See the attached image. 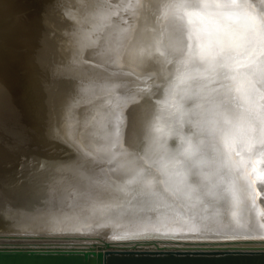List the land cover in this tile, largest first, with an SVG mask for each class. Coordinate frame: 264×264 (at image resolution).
<instances>
[{
    "label": "bare ground",
    "instance_id": "bare-ground-1",
    "mask_svg": "<svg viewBox=\"0 0 264 264\" xmlns=\"http://www.w3.org/2000/svg\"><path fill=\"white\" fill-rule=\"evenodd\" d=\"M4 1L0 7L3 18L0 33V140L9 139L0 145V162L6 156L9 165L2 168L0 164V190L8 187L6 182L16 189H23V184L35 178L32 172L40 158L37 154L41 152L39 137L46 138L51 133L39 127L37 120L28 126L20 117L27 114L29 101L33 100V107H37L41 97L45 103H51L52 114L59 116L56 121L62 120L60 116L68 117L69 126L63 128V132L72 144L70 148L77 154L83 151V156L86 153L91 157L93 164L97 165L94 168L104 173L101 177L103 183L112 182L123 193L130 188L142 190L130 200V203L134 202L130 205L137 208L136 212H124L121 225L140 231L159 225L168 211L165 204L183 206L188 215L197 218L213 216L219 211V218L228 223L224 209H214L208 201L220 194L217 180L223 170L217 173L210 157L213 145L219 150V134L226 127L225 116L231 119V109L225 105H230L232 98L224 87L225 82L217 75L192 71L200 66L198 45L207 44V30L212 31L210 25L204 26L195 20L192 24L187 23L185 12L198 10L190 7L194 0ZM195 2L247 3L264 11V0ZM181 4L184 7L178 8ZM106 30L114 36L110 41L106 34L103 35ZM223 39L226 44L227 39ZM259 52L257 48L244 62L255 59ZM260 59L264 61V55ZM63 69L68 74V82H53L55 71L62 72ZM107 69L115 74L108 75ZM124 71L132 73L133 78L125 76ZM242 71L249 72L259 81L264 74V64L255 73L251 69ZM90 74L95 76L99 87L84 82ZM127 80L135 87L125 89ZM69 84L74 94L67 88ZM256 86L264 90V85ZM242 87L246 92L251 90L247 78ZM6 88L11 92L9 90L3 98L1 94ZM12 89H16L15 102L18 105L13 103V106L19 109H12L7 101L10 94L14 95ZM76 95L83 96L82 100L75 101ZM251 99L258 100L259 94L252 93ZM163 102L166 104H161ZM14 110L19 111L15 113ZM157 110L164 117H170L168 122H172L162 126ZM31 111L32 114L37 112L33 113V108ZM139 112L142 113L139 120L142 131L151 130L153 135L151 144L148 141L146 150L140 149V152L134 151L130 142L134 115ZM13 114L19 115L14 129L10 126ZM189 141L194 148L190 160L184 155ZM236 150L239 151V147ZM231 155L233 159H239L235 152ZM70 159L67 162L69 167L76 170L75 173L80 172L82 164L75 162L80 156L74 154ZM245 159L248 165L244 179L250 178L254 188V207L248 211L259 212L258 217L250 215L249 219L253 224L257 220L264 224V176L261 175L264 160L255 154L251 159L245 154ZM25 177L28 179L23 182ZM112 183L108 185L114 187ZM164 190L171 193V197L164 195ZM81 195L83 192L78 190L71 194L77 199H81ZM17 204L19 200L14 205ZM83 207L84 204H78L75 209ZM93 222L90 220L85 225L77 222L67 231L85 232L84 229ZM170 226L186 227L182 224ZM94 230L103 236L112 235L105 226ZM219 232L233 233L231 228ZM19 234L22 235L19 236V252L3 253L6 255L0 256V264H97L99 249L85 248L84 245H53L55 242L66 244L75 238L59 227L37 222ZM146 236L154 235L140 237ZM260 241L264 240L256 239V242Z\"/></svg>",
    "mask_w": 264,
    "mask_h": 264
},
{
    "label": "water",
    "instance_id": "water-1",
    "mask_svg": "<svg viewBox=\"0 0 264 264\" xmlns=\"http://www.w3.org/2000/svg\"><path fill=\"white\" fill-rule=\"evenodd\" d=\"M5 2L4 0H0V7ZM2 22L3 18L0 14V33ZM198 32H201V30L198 29ZM207 32H211V29L207 30ZM105 34L109 41L110 38L114 37L107 30L103 35ZM0 35L2 36V34ZM107 70L105 72L108 75L115 74L112 70ZM64 71L65 69L62 72L55 71L53 82H58L59 84L67 83L69 78H67L68 74ZM123 73H125V76L128 75L133 78L132 73L126 71ZM93 75L95 74L93 73ZM93 75L90 74L84 82L92 83L99 87ZM92 77L93 81L91 80ZM119 84L121 85V83ZM126 84L125 89L135 87L129 80L126 81ZM67 88L72 92L73 88L71 84ZM9 90L11 92V89L7 90L6 88L1 97H6L9 94ZM12 90L14 91V95L10 94L7 101L10 102L9 104L12 109H19V107H16L18 105L15 102L17 97V94L15 95L16 89ZM70 91H68L69 95L71 94ZM72 93L74 94V92ZM42 96H45V93H42ZM82 98L83 96H77L75 101L82 100ZM13 103H16V106H13ZM27 104V114H23L20 117L21 122L32 126L31 124H34L35 120H37L39 127L46 128L51 134L47 135L46 138L44 136L39 137L40 143H38V146H41L39 150L41 152L37 153L40 158L37 167L32 172L35 174L34 180L31 179L23 184V189L21 187L16 189L13 184L6 182L8 187L4 191L2 188L0 190V203H2L0 204V256L6 255L3 253L19 252L17 251L19 249V236H22L19 232L23 233V231L32 227L34 223L41 222L43 225L59 227L65 234L75 235L74 239H69L71 242L66 244H61L63 242H52V244L54 243L53 245L60 247L62 245H71L73 247L84 245L83 247L85 248L99 249L97 264H264V241L256 242V239L244 238L229 239L227 237L235 235V233L219 232L220 230L218 229L214 231L201 230L196 233L181 232L175 236H164L151 231H145L143 236L145 234L154 236L127 240L111 239L112 235L117 232L140 231V229L132 226L121 225L120 222L124 212H136L135 209L137 208L130 205L134 203L133 201L130 203V200L133 199L131 198L132 196H136L134 194L139 195L140 192L142 193V190L130 188L124 190L123 193L114 183H103L101 177L104 176V173L94 168L95 165L91 157L86 153V157L83 156L81 153L83 151H79V154H77L75 150L70 148L72 144L63 132V128H67V125L69 126V123H67L68 117L66 115L60 116L62 120L56 121L59 119V116L52 114L53 108L51 103H45L44 98L41 97L37 107H33V100ZM161 104H166V102ZM32 108L33 113L37 111L35 114H32ZM14 111L17 113L19 110ZM140 114L142 113L139 112V114L134 115L135 121L132 125L133 131L131 132L132 137L130 139L132 149L138 152H140V149L146 150L148 147L146 144H148V141L151 144L153 137L151 130L142 131L139 121L142 115ZM157 114H159L158 110ZM159 115L158 121L162 126L169 125L172 122H168L170 117H164L163 114ZM27 117L33 119V122L28 120ZM11 121V128L14 125L17 126L19 115L13 114ZM7 126L8 123L6 124ZM54 128H57V131ZM8 139L9 137L0 140V145L6 143ZM7 145L8 143L4 145L5 149ZM74 154L80 156V160L78 159L75 162L82 164L81 168H83L77 173H75L76 170L74 171L69 167L70 164H67L68 161H71L70 158ZM0 164H2V168L8 167L9 163H7L6 156L3 157V162H0ZM26 179L28 178H22L23 182ZM111 183L116 187L108 185ZM73 190L83 192L81 199L71 196ZM124 199L125 201H123ZM18 200L19 204L14 205L15 201ZM78 204H84V207L81 210L75 209V206ZM222 211L225 213L224 210ZM88 212L90 213L87 214ZM90 220L94 222L84 229V231L86 230L85 232L74 233L67 231V228L77 222L80 225H85ZM98 220L99 223H97ZM249 224H251L249 225L250 228L254 225L251 221ZM104 226L108 228L107 231L112 233V235L103 236L104 234L93 232L95 228ZM20 228L21 230H19ZM184 235L201 237L186 238ZM202 236L211 238H203Z\"/></svg>",
    "mask_w": 264,
    "mask_h": 264
},
{
    "label": "snow or ice",
    "instance_id": "snow-or-ice-1",
    "mask_svg": "<svg viewBox=\"0 0 264 264\" xmlns=\"http://www.w3.org/2000/svg\"><path fill=\"white\" fill-rule=\"evenodd\" d=\"M183 8L184 5H178ZM190 7L194 11L185 12L187 23L192 24L198 21L201 25H211L212 31L208 33L207 44L198 45L199 67L192 71L195 73L209 72L217 75L223 80L224 87L231 94L232 102L225 105L230 108L229 120L225 116V129L219 134V150L212 146L211 159L219 175L217 185L220 187V194L209 199L208 203L214 209H224L228 223L225 224L219 218V211L213 216L188 215L187 209L183 206L176 207L175 204H165L168 210L159 225L141 231H123L112 235L113 240H127L139 238L145 231H151L160 235H178L181 232L196 233L201 230L214 231L231 228L235 235L229 239H260L264 240V224L257 220L252 228H249L250 215L259 216V212L250 213L248 210L254 207L253 204V183L252 180L244 179L248 160L253 154L264 160V90L257 87V84L264 85V74L257 81L252 74L242 69H256L264 64L260 59L264 55V11H258L247 3L235 2H195ZM206 30V28H205ZM223 38L227 39V43ZM217 49L214 51L213 49ZM259 48L260 52L253 60H247L253 51ZM219 57V59H217ZM243 57L244 59H241ZM187 65V62H185ZM247 78L252 85L250 91L242 87L244 79ZM252 93L259 94V99L253 101ZM257 146L259 150H257ZM239 147V151H237ZM235 152L233 159L231 153ZM184 155L191 159L194 155V148L189 141ZM255 171V165L252 166ZM164 195L171 197V193L164 190ZM171 224H182L186 227H171Z\"/></svg>",
    "mask_w": 264,
    "mask_h": 264
},
{
    "label": "rangeland",
    "instance_id": "rangeland-1",
    "mask_svg": "<svg viewBox=\"0 0 264 264\" xmlns=\"http://www.w3.org/2000/svg\"><path fill=\"white\" fill-rule=\"evenodd\" d=\"M264 171H262V174L261 175H263L264 176V173H263ZM263 220H264V218H263Z\"/></svg>",
    "mask_w": 264,
    "mask_h": 264
}]
</instances>
